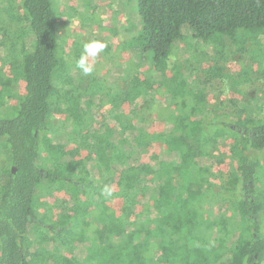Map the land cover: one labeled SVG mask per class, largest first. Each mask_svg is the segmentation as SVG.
Here are the masks:
<instances>
[{"label":"trees","instance_id":"obj_1","mask_svg":"<svg viewBox=\"0 0 264 264\" xmlns=\"http://www.w3.org/2000/svg\"><path fill=\"white\" fill-rule=\"evenodd\" d=\"M136 5L139 47L152 54L150 69L161 74L166 91L173 89L166 62L183 37V25L204 41L264 29V0H137ZM21 11L22 19L6 24L15 48L1 58V66L8 63L18 74L2 77L0 84V153L9 166L7 172L0 169V264H264V117H249L242 106L235 121L229 108L238 101L212 107L205 96L198 101L196 90L181 79L165 116V110L145 112L148 93L127 84L107 125L98 126L94 115L69 113L79 104L76 95L85 97L86 91L76 85L68 95L58 86L63 66L52 0H21ZM212 68L221 75L220 66ZM19 81L21 93L11 86ZM91 84L101 106V88ZM105 96L114 104L112 95ZM153 115L166 125L164 149L144 163L145 147L137 149L135 140ZM59 134L74 154L63 152L55 162L51 144ZM227 139L232 166L223 180L201 162L213 159L211 150ZM82 152L83 160L93 163L86 170L89 186L73 165ZM105 186L111 196L102 193ZM211 190L217 203L233 205L231 216L216 220L205 214L203 198ZM56 193L68 197L49 204L47 198ZM113 199L119 210L108 206ZM34 230L43 234L37 241ZM107 246L115 252L113 263L100 254Z\"/></svg>","mask_w":264,"mask_h":264},{"label":"rangeland","instance_id":"obj_2","mask_svg":"<svg viewBox=\"0 0 264 264\" xmlns=\"http://www.w3.org/2000/svg\"><path fill=\"white\" fill-rule=\"evenodd\" d=\"M52 3L58 15L57 35L63 66L58 75V86L62 87L68 95L71 94L70 88H74L76 85L79 89L86 91L85 97L80 98L78 94L76 95V101L79 104L72 106L69 113L85 114L87 112L90 116L94 115L99 123L98 126L105 124L109 118L110 108L112 105L118 106L119 98L117 97L122 96L125 86L130 84L145 89L148 93L150 101L146 105L145 112L165 110L161 114L162 117L172 109V101L179 88V82L184 79L188 86L190 85L196 90L198 101L205 96V101L209 102L212 107H217L224 102L226 104L229 99L238 101L236 107L228 105L229 112L233 114L231 118L235 121H238L242 115L240 112L244 109L241 108L242 106H245V113L249 117H251L250 115L255 119L264 117V29L249 34L235 32L204 41L194 38L189 27L183 25V37L174 42L166 62L165 73L173 85L172 90L166 91L161 74L150 69L152 54L144 52L138 44L142 23L137 12V0H52ZM22 14L21 0H0V42L4 43V46L0 47V70H3L0 84L4 82L3 78L17 77L18 74V71L14 72L16 75L12 73L8 63L1 66V58L15 48L14 44L10 43L12 35L10 31H7L6 24L14 22L16 19H22ZM93 39L105 42L107 47L97 57L94 72L85 76L75 67V62L82 52L83 44ZM213 66L221 67V75L213 72ZM91 83L101 88V90L99 89L100 98H102L101 106H96L99 100L97 101V97L93 96L94 91H92ZM15 85V90L21 93L23 83L21 81L17 84L16 82L11 83L12 87ZM231 92H236V94L233 95ZM105 94L112 95L114 104L108 105ZM139 102L140 99L136 104ZM79 105L81 111L78 110ZM209 108L210 113L208 114L211 117L212 112ZM125 110L128 111V107ZM110 127L112 126L110 125ZM146 129V132L137 136L135 140L137 149L145 147L146 153L141 155L144 163H148L153 155L161 157L164 149L161 138L162 133L166 130V125L157 115H153V121L149 126H146ZM54 138L56 141L52 138L55 144H51V147L52 153L55 155V162L60 160L63 152L66 155L74 154L69 151L72 150L71 146H66L64 143L63 135L62 137L60 134L54 135ZM231 141L227 139L218 143L216 148L210 152L213 159L201 162L207 171L221 173L223 180L228 179V172L232 166L229 157ZM62 144L65 145V150ZM85 157L86 153H80L74 159L73 165L79 169L82 178L80 181L85 186H89V173L86 170L92 169L93 163L84 161ZM66 159L69 160L70 156H67ZM121 160L124 162L126 156H123ZM215 161H220L221 164L218 165L214 163ZM262 164L261 179L264 182V154ZM0 169L5 172L9 169L6 162H2L1 153ZM211 182L219 184L214 179ZM212 190L203 198L205 214L214 216L216 220L220 219V215L231 216L232 210H234L233 205L224 206L217 203L218 194L214 195ZM0 193L2 192L0 191ZM67 197L63 193H56L52 199L47 198V201L52 205ZM107 204L116 210L120 208L116 199L108 201ZM227 206L229 211L225 213ZM41 214L43 213L41 212ZM52 220L55 223L59 221L56 209L53 210ZM233 230L236 233L239 232L240 224L233 227ZM34 233L37 241L42 233L35 230ZM35 251L41 252L42 249ZM100 254L104 262L113 263L115 252L111 246L103 247ZM69 259L74 261L72 257Z\"/></svg>","mask_w":264,"mask_h":264},{"label":"clouds","instance_id":"obj_3","mask_svg":"<svg viewBox=\"0 0 264 264\" xmlns=\"http://www.w3.org/2000/svg\"><path fill=\"white\" fill-rule=\"evenodd\" d=\"M106 47V43L98 39H93L84 43L82 46V52L75 62V67L79 69L83 75H91L94 72L97 57L104 52ZM102 193L106 196H111L112 190L105 186L102 189Z\"/></svg>","mask_w":264,"mask_h":264},{"label":"water","instance_id":"obj_4","mask_svg":"<svg viewBox=\"0 0 264 264\" xmlns=\"http://www.w3.org/2000/svg\"><path fill=\"white\" fill-rule=\"evenodd\" d=\"M13 170V172H14V169H12Z\"/></svg>","mask_w":264,"mask_h":264}]
</instances>
